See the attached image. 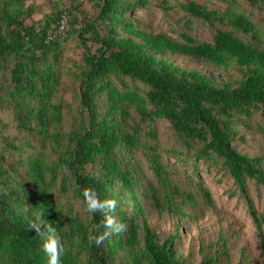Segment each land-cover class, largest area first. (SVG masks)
I'll use <instances>...</instances> for the list:
<instances>
[{
	"label": "trees",
	"instance_id": "16d2710c",
	"mask_svg": "<svg viewBox=\"0 0 264 264\" xmlns=\"http://www.w3.org/2000/svg\"><path fill=\"white\" fill-rule=\"evenodd\" d=\"M86 1L89 8L55 0L34 20L27 0H0V107L10 112L0 117V264H49L44 245L53 235L61 264H194L181 248L180 223L193 219L195 203L162 160L158 120L186 153L216 160L234 180L264 264V212L246 193V178L264 185V37L251 19L252 9L264 12V0H215L218 7L159 0L164 14L183 20L176 35L132 16L151 0ZM194 18L212 25L210 40L188 33ZM60 19L64 34L45 42ZM67 73L79 86L63 131L55 98ZM199 189L212 204L204 184ZM68 191L84 214L61 203ZM149 210L170 214L168 229L152 225ZM202 249L199 264H224L218 252L229 260L222 234Z\"/></svg>",
	"mask_w": 264,
	"mask_h": 264
},
{
	"label": "rangeland",
	"instance_id": "374dc122",
	"mask_svg": "<svg viewBox=\"0 0 264 264\" xmlns=\"http://www.w3.org/2000/svg\"><path fill=\"white\" fill-rule=\"evenodd\" d=\"M55 0H27V3L33 4V19L37 20L44 14L52 10V3ZM87 8L89 3L82 0ZM159 0H151V4L146 7H137L131 14L133 17L141 19V22L146 26L152 27L155 30H163L168 34L176 35L172 28L176 31L182 26L183 20L177 19L173 11H168L164 14L158 7ZM224 5L219 1L210 2V6L218 7ZM240 5L245 10L249 11L251 7L245 1H240ZM252 21L260 29L264 37V12L257 9H252ZM193 29L188 30V33L199 40H210L212 32L214 31L212 25L204 22L199 18L193 19ZM27 23H31L28 19ZM217 27H222L215 24ZM260 43L257 45L259 46ZM72 54L71 51L65 52V55ZM65 61V58H62ZM67 64L66 62L64 63ZM63 66V65H62ZM70 65L64 67L66 70ZM209 74H214L209 68L206 69ZM64 85L59 90L58 97L55 102L61 105V114L63 121V131L66 130V125L73 115L76 114L77 104V88L79 86L77 81H74L70 74H64L62 77ZM10 116L7 108L0 107V117L2 121ZM153 126L159 130L160 147L159 153L166 168L170 171V176L174 184L180 191H187L191 194L193 202L195 203V216L191 220H182L181 226L184 230L182 238V250L185 255L194 264H199L202 257V247L209 243L210 239L222 234L227 240V251L229 252V260L225 259L224 254L218 252L220 261L224 264H236L241 252H244L246 258H242V263L247 264H261L260 257V242L255 226L247 211V206L244 197L241 195L238 186L235 184L231 176L224 170L222 165L216 160L195 158L191 156L177 140L175 134L168 127L166 121L158 120L153 123ZM258 137L252 130L249 136ZM253 140V137L251 138ZM260 140V138H259ZM246 150V145L240 146ZM49 151V150H48ZM137 156L145 165V157L140 149H136ZM261 154L264 156V149ZM264 164V157H263ZM146 166V165H145ZM149 173L148 168L145 169ZM155 182V180H154ZM202 183L209 190L212 204H208L203 200L199 184ZM246 193L253 201V204L258 212H264V185L256 183L253 179L246 178ZM67 199L60 197L61 203H67L68 207L71 205L85 213L84 205L81 199L71 191L67 193ZM190 212L189 207L185 208ZM150 222L154 226L168 229L170 214L168 216L161 215L156 218L148 211ZM178 218V217H177ZM195 227H197L195 229ZM216 248H210V254H213Z\"/></svg>",
	"mask_w": 264,
	"mask_h": 264
},
{
	"label": "clouds",
	"instance_id": "9594fccd",
	"mask_svg": "<svg viewBox=\"0 0 264 264\" xmlns=\"http://www.w3.org/2000/svg\"><path fill=\"white\" fill-rule=\"evenodd\" d=\"M88 207L90 209L93 207V204L91 201H88ZM108 223L112 224L113 221L109 219ZM102 239H103V236L98 237L97 242H99ZM57 244H58V237L53 235L44 245L45 251L49 254V264H61L60 255H61V252L63 251V247L61 246L58 249Z\"/></svg>",
	"mask_w": 264,
	"mask_h": 264
},
{
	"label": "built area",
	"instance_id": "2783aa9c",
	"mask_svg": "<svg viewBox=\"0 0 264 264\" xmlns=\"http://www.w3.org/2000/svg\"><path fill=\"white\" fill-rule=\"evenodd\" d=\"M63 34H64V21L63 19H60L57 23V26L44 37V40L45 42H50Z\"/></svg>",
	"mask_w": 264,
	"mask_h": 264
}]
</instances>
